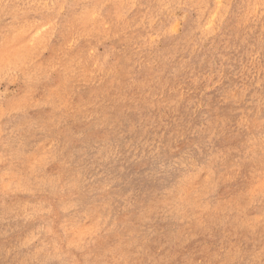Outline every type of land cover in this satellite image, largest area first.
Here are the masks:
<instances>
[{
    "label": "rangeland",
    "instance_id": "rangeland-1",
    "mask_svg": "<svg viewBox=\"0 0 264 264\" xmlns=\"http://www.w3.org/2000/svg\"><path fill=\"white\" fill-rule=\"evenodd\" d=\"M262 158L264 0H0V264H259Z\"/></svg>",
    "mask_w": 264,
    "mask_h": 264
},
{
    "label": "bare ground",
    "instance_id": "bare-ground-1",
    "mask_svg": "<svg viewBox=\"0 0 264 264\" xmlns=\"http://www.w3.org/2000/svg\"><path fill=\"white\" fill-rule=\"evenodd\" d=\"M126 60V59H125ZM135 62V61H134ZM165 64V63H164ZM120 65V64H119ZM133 65V64H132ZM118 68V67H117ZM163 68V67H162ZM100 69V68H99ZM164 69V68H163ZM255 69V68H254ZM259 70V69H258ZM93 73V72H92ZM156 73V72H155ZM86 74V73H85ZM91 74V73H90ZM130 74V73H129ZM258 74V73H257ZM124 75H127V74H125L124 73ZM181 76V75H180ZM124 77V76H123ZM184 77V76H183ZM101 79V78H100ZM168 80V79H167ZM173 80V79H172ZM180 81V80H179ZM138 83V82H137ZM255 83H258V82H255ZM120 84V83H119ZM177 85H178V82H177ZM180 85V84H179ZM136 86V85H135ZM115 87V86H114ZM121 87H124V86H121ZM150 87V86H149ZM170 87V86H169ZM142 88H143V86H142ZM249 88V87H248ZM122 89V88H121ZM185 89V88H184ZM123 90V89H122ZM99 91V90H98ZM144 91V90H143ZM100 92V91H99ZM234 92V91H233ZM103 93V92H102ZM112 94V93H111ZM148 94V93H147ZM179 94V93H178ZM90 95V94H89ZM129 95V94H128ZM181 96V95H180ZM103 97V96H102ZM112 97V96H111ZM144 97V96H143ZM92 98V97H91ZM101 98V97H100ZM106 98V97H105ZM121 98V97H120ZM123 98H125V96H123ZM127 98V97H126ZM177 98V97H176ZM113 99V98H112ZM118 99H119V97H118ZM104 100V99H103ZM120 100V99H119ZM171 100V99H170ZM176 100V99H175ZM84 101V100H83ZM90 101V100H89ZM92 101H93V99H92ZM107 101V100H106ZM106 101H104V102H106ZM179 101H180V99H179ZM98 102V101H97ZM102 102V101H101ZM116 102V101H115ZM169 104V103H168ZM90 105V104H89ZM98 105V104H97ZM92 106H94V104L92 105ZM153 107V106H152ZM95 108H97V107H94L93 109H95ZM184 108V107H183ZM241 108V107H240ZM247 108V107H246ZM100 110H102V109H100ZM106 110V109H105ZM104 110V111H105ZM173 110V109H172ZM216 110H218V108L216 109ZM173 112V111H172ZM231 112V111H230ZM123 113V112H122ZM103 114H101V116H102ZM107 117V116H106ZM159 117V116H158ZM174 117V116H173ZM101 119V118H100ZM174 119V118H173ZM99 121V120H98ZM102 121V120H101ZM180 121V120H179ZM131 122V121H130ZM161 122H163L162 120H161ZM101 123V122H100ZM105 123V122H104ZM119 123V122H118ZM155 123V122H154ZM132 124V123H131ZM130 124V125H131ZM150 125V124H149ZM178 126V125H177ZM183 126V125H182ZM153 127V126H152ZM151 127V128H152ZM193 128H194V125H193ZM182 130V129H181ZM187 130H189V129H187ZM186 130V131H187ZM108 131V130H107ZM127 131H129V130H127ZM213 131V130H212ZM124 132H126V131H124ZM131 132V131H130ZM154 133V132H153ZM160 133V132H159ZM162 133V132H161ZM113 134V133H112ZM110 135V134H109ZM124 135V134H123ZM160 135H162V134H160ZM108 136V135H107ZM115 136V135H114ZM117 136V135H116ZM181 136V135H180ZM207 137V136H206ZM205 137V138H206ZM258 138V137H257ZM130 139V138H129ZM255 139V138H254ZM108 140H109V138H108ZM154 141V140H153ZM127 143H128V141H127ZM108 144V143H107ZM195 145V144H194ZM149 146V145H148ZM90 147V146H89ZM85 149V148H84ZM198 149V148H197ZM219 149V148H218ZM232 149V148H231ZM142 150V149H141ZM215 153H217V152H215ZM84 154V153H83ZM83 154H82V156H83ZM200 154V153H199ZM210 155V154H209ZM217 156V155H216ZM213 157V156H212ZM80 158V157H79ZM216 158V157H215ZM243 158V157H242ZM208 161V160H207ZM212 161V160H211ZM209 162V161H208ZM207 163V162H206ZM210 163V162H209ZM234 164V163H233ZM119 167V166H118ZM121 167V166H120ZM208 167V166H207ZM230 167V166H229ZM237 167V166H236ZM122 168V167H121ZM206 168V167H205ZM204 168V169H205ZM120 169V168H119ZM234 169V168H233ZM202 170V169H201ZM230 170V169H229ZM195 171V170H194ZM188 172H190V171H188ZM209 172V171H208ZM213 173V172H212ZM187 174V173H186ZM189 174V173H188ZM263 175V174H262ZM183 176V175H182ZM190 176V175H189ZM198 176V175H197ZM208 176V175H207ZM226 176H227V174H226ZM179 177V176H178ZM192 177V176H191ZM213 177V176H212ZM264 177V176H263ZM182 178V177H181ZM184 179V178H183ZM189 179V178H188ZM216 180V179H215ZM184 181V180H183ZM189 182H190V179H189ZM110 183V182H109ZM188 183V182H187ZM204 183V182H203ZM206 183V182H205ZM178 184V183H177ZM193 184V183H192ZM196 184V183H195ZM172 185V184H171ZM187 185V184H186ZM195 186V185H194ZM212 186V185H211ZM250 186V185H249ZM189 187V186H188ZM212 187H214V186H212ZM185 188V187H184ZM190 188V187H189ZM186 189V188H185ZM191 189V188H190ZM249 189V188H248ZM247 189V190H248ZM184 190V189H183ZM192 190V189H191ZM261 190V189H260ZM160 191V190H159ZM173 192H175V191H173ZM189 192V191H188ZM245 192H247V191H245ZM244 192V193H245ZM167 193H168V191H167ZM181 194V193H180ZM184 194V193H183ZM250 194V193H249ZM176 195V194H175ZM188 195V194H187ZM178 196V195H177ZM184 196V195H183ZM192 196V195H191ZM251 196V195H250ZM166 198V197H165ZM162 199V198H161ZM176 199V198H175ZM188 199V198H187ZM186 199V200H187ZM200 199V198H199ZM248 199V198H247ZM167 200V199H166ZM178 200V199H177ZM183 199H181V201H182ZM154 201V200H153ZM162 201H164V200H162ZM170 201V200H169ZM152 202V201H151ZM147 202L145 201V203L144 204H146ZM150 203V202H149ZM159 202H157V204H158ZM164 203H166V202H164ZM199 203V202H198ZM143 204V205H144ZM162 204V203H161ZM196 204V203H195ZM216 204V203H215ZM219 204V203H218ZM180 205V204H179ZM182 205V204H181ZM221 205V204H220ZM168 206V205H167ZM178 206V205H177ZM195 206V205H194ZM214 206V205H213ZM143 207V206H142ZM156 207V206H155ZM157 207H158V205H157ZM199 207V206H198ZM208 207V206H207ZM218 207V206H217ZM221 207H222V205H221ZM221 207H219V208H221ZM224 207V206H223ZM149 208V207H148ZM151 208V207H150ZM169 208H171V207H169ZM173 208V207H172ZM194 208H197V206L196 207H194ZM193 208V209H194ZM211 208V207H210ZM209 208V209H210ZM141 209V208H140ZM145 209V208H144ZM147 209V208H146ZM156 209V208H155ZM184 209V208H183ZM230 209V208H229ZM236 209V208H235ZM148 210H150V209H148ZM221 210H222V208H221ZM142 211V210H141ZM151 211V210H150ZM180 211V210H179ZM238 211V210H237ZM183 212V211H182ZM195 212V211H194ZM200 212V211H199ZM143 213V212H142ZM145 213V212H144ZM166 213V212H165ZM164 213V214H165ZM206 213V212H205ZM204 213V214H205ZM138 214V213H137ZM186 214V213H185ZM199 214V213H198ZM197 214V215H198ZM218 214V213H217ZM244 214V213H243ZM140 215V214H139ZM138 215V216H139ZM189 215V214H188ZM195 215V214H194ZM238 215V214H237ZM236 215V216H237ZM246 215V214H245ZM138 216H137V218H138ZM142 216V214L139 216V219H140V217ZM145 216V215H144ZM143 216V217H144ZM147 217H148V214L146 215ZM182 217V216H181ZM199 217V216H198ZM211 217H213V215L211 216ZM219 217V216H218ZM235 217V216H234ZM257 217H259V216H257ZM146 218V217H145ZM154 218H155V216H154ZM217 218V217H216ZM233 218V217H232ZM194 219V218H193ZM201 219V218H200ZM210 219V218H209ZM137 220V219H136ZM141 220V219H140ZM195 220V219H194ZM235 220V219H234ZM250 220V219H249ZM255 220V219H254ZM264 220V219H263ZM150 221V220H149ZM152 221V220H151ZM197 221V220H196ZM196 221H194L195 223H196ZM200 221V220H199ZM204 221V220H203ZM238 221H240V220H238ZM251 221V220H250ZM190 222V221H189ZM193 222V223H194ZM243 222V221H242ZM210 223V222H209ZM239 223V222H238ZM241 223V222H240ZM148 224V223H147ZM215 224V223H214ZM257 225V224H256ZM143 226V225H142ZM187 226V225H186ZM195 227H196V225H194ZM194 226L192 227V228H194ZM223 226V225H222ZM255 226V225H254ZM208 227V226H207ZM183 228V227H182ZM234 229V228H233ZM179 230V229H178ZM184 230V229H183ZM202 230V229H201ZM135 231V230H134ZM185 231V230H184ZM204 231V230H203ZM148 232V231H147ZM171 232H172V230H171ZM183 232V231H182ZM136 233V232H135ZM137 233H138V231H137ZM170 233V232H169ZM178 233V232H177ZM174 234V233H173ZM185 234V233H184ZM193 235V234H192ZM143 236V235H142ZM230 236V235H229ZM144 237V236H143ZM191 237V236H190ZM223 237V236H222ZM228 239V238H227ZM145 240V239H144ZM187 240V239H186ZM137 241V240H136ZM184 242V241H183ZM226 243V242H225ZM182 244V243H181ZM228 244V243H227ZM175 245V244H174ZM229 245V244H228ZM231 245V244H230ZM140 246V245H139ZM178 246V245H177ZM262 246V245H261ZM205 247V246H204ZM237 247V246H236ZM203 248V247H202ZM206 248V247H205ZM235 248V247H234ZM238 249V248H237ZM264 249V248H263ZM230 250V249H229ZM164 252H166V251H164ZM191 252V251H190ZM189 252V253H190ZM196 252H198V251H196ZM215 252V251H214ZM229 252V251H228ZM227 252V253H228ZM260 252V251H259ZM216 253V252H215ZM225 253V252H224ZM234 253V252H233ZM258 253V252H257ZM175 254V253H174ZM191 254V253H190ZM162 255V254H161ZM166 255V254H165ZM168 255V254H167ZM173 255V254H172ZM194 255V254H193ZM213 255V254H212ZM218 255V254H217ZM226 255H228V254H226ZM233 255V254H232ZM258 255V254H257ZM158 256V255H157ZM216 256V255H215ZM224 256V255H223ZM163 257V256H162ZM174 257V256H173ZM189 257H191V256H189ZM188 257V258H189ZM213 257H214V255H213ZM167 258V257H166ZM182 258V257H181ZM205 258V257H204ZM255 258V257H254ZM158 259H160V258H158ZM184 259V258H183ZM226 259V258H225ZM251 259H252V257H251ZM181 260V259H180ZM186 260H188V259H186ZM189 261V260H188ZM192 261H193V259H192ZM219 261V260H218ZM191 262V261H190ZM225 262H226V260H225ZM181 263V262H180ZM188 263V262H187ZM191 264V263H190Z\"/></svg>",
    "mask_w": 264,
    "mask_h": 264
},
{
    "label": "clouds",
    "instance_id": "clouds-1",
    "mask_svg": "<svg viewBox=\"0 0 264 264\" xmlns=\"http://www.w3.org/2000/svg\"><path fill=\"white\" fill-rule=\"evenodd\" d=\"M261 163L264 164V158L261 159ZM155 264H163V262H162V261H156ZM176 264H179V262L177 261ZM215 264H226V262L217 261V262H215ZM237 264H240V262L237 261ZM246 264H256V262L253 261V260H248V261L246 262ZM259 264H264V259H261V260L259 261Z\"/></svg>",
    "mask_w": 264,
    "mask_h": 264
}]
</instances>
